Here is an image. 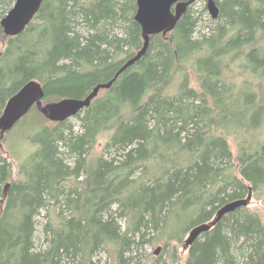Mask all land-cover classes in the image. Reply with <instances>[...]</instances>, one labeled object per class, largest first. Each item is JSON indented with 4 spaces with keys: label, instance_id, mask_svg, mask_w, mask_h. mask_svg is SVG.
Here are the masks:
<instances>
[{
    "label": "trees",
    "instance_id": "obj_1",
    "mask_svg": "<svg viewBox=\"0 0 264 264\" xmlns=\"http://www.w3.org/2000/svg\"><path fill=\"white\" fill-rule=\"evenodd\" d=\"M215 2L212 33L193 37L188 6L167 39L151 36L145 54L74 116L81 133L68 119L42 126L28 136L36 148L16 173L0 155V264H97L101 246L114 264H129L132 236L149 225L163 233L170 219L192 217L169 239L249 187L264 201V0ZM135 10L134 0H43L0 51V115L30 79L56 101L83 98L113 78L142 46ZM104 131L106 153L90 162ZM49 206L47 246L36 250L35 217ZM183 264H264V218L246 207L226 214Z\"/></svg>",
    "mask_w": 264,
    "mask_h": 264
},
{
    "label": "water",
    "instance_id": "obj_2",
    "mask_svg": "<svg viewBox=\"0 0 264 264\" xmlns=\"http://www.w3.org/2000/svg\"><path fill=\"white\" fill-rule=\"evenodd\" d=\"M136 10L134 21L141 28L142 46L133 57L124 62L116 71L113 78L104 83H98L83 98L65 97L56 101L43 103L44 90L37 80L26 81L12 94L3 107L0 115V137L9 131L29 110L35 106L36 110L51 122H63L90 106L101 90L111 87L118 76L128 67L137 62L147 51L150 37L158 34L166 35L171 32L187 7L196 0H134ZM212 19L219 15V8L215 0H203ZM43 0H14L12 8L0 19V27L7 37L20 34L33 19ZM9 183L3 188V196ZM252 199V188H248L245 197L224 203L214 217L204 223L192 227L184 239L183 248H189L203 233L211 230L226 214L241 207H247ZM157 248L154 253L157 254Z\"/></svg>",
    "mask_w": 264,
    "mask_h": 264
},
{
    "label": "rangeland",
    "instance_id": "obj_3",
    "mask_svg": "<svg viewBox=\"0 0 264 264\" xmlns=\"http://www.w3.org/2000/svg\"><path fill=\"white\" fill-rule=\"evenodd\" d=\"M14 0L9 4H0V19L4 17L7 12L12 8ZM205 1L197 0L190 5V13L196 19V27L194 29L193 37H200L205 34L208 35L212 33L215 28V20H213L207 8H205ZM1 28V27H0ZM116 32L121 33V26L119 24L115 25ZM83 33V32H82ZM170 32L163 36V34H158L159 38L167 39ZM7 36L4 35L1 29L0 35V51H3L7 46ZM114 52L113 49H111ZM115 54V53H114ZM123 54L119 56H114L113 61H118L122 58ZM191 85L196 87L195 79L191 78ZM105 93V90H101L96 98H100ZM51 102L49 100H43V103ZM81 113V117H83ZM69 124L72 125L75 132H82V121L76 117H70L68 119ZM55 122H51L44 118L35 107H33L29 112L16 123L9 131L5 132L0 137V155L7 158L12 164L13 172H17L18 165L23 162L36 148L30 139L29 135L35 134L42 126H51ZM262 133H264V122L262 127ZM111 136V131L101 132L95 144L92 146L90 151H88L87 156L90 162L94 161L97 156L101 155L104 151L105 144ZM230 148L232 152H235V146L230 139ZM61 152L65 151L63 148L60 149ZM67 161L72 162V157L67 156ZM135 175H139V171ZM3 187V185H2ZM1 187V189H2ZM3 199L0 197V205ZM1 208V207H0ZM251 212H257L264 218V201L259 193L252 191V199L249 205L246 207ZM51 206L47 209L40 210L39 214L35 217V231H34V245L36 250H43L47 246L46 233L44 232V224L47 220V212H51ZM192 217H184L180 220L179 224L174 218L170 219L168 224L164 228L163 233L156 232L154 228L149 225L145 230V234L137 233L133 237L134 243L132 244L129 251L125 253L127 262L129 264H183L184 259L188 253V248H183L184 239L187 236L188 230H184L177 236H171L169 233L171 229H175L178 224V228L182 227L186 222H188ZM124 218L117 217V223L123 227ZM193 221V220H192ZM191 221L189 222V224ZM170 227V228H169ZM159 249L158 253L155 254L154 251ZM110 247L101 246L100 249L94 254L93 261L97 264H114L115 255L109 253ZM111 252L112 248H111ZM63 264L68 263L67 258H62Z\"/></svg>",
    "mask_w": 264,
    "mask_h": 264
},
{
    "label": "flooded vegetation",
    "instance_id": "obj_4",
    "mask_svg": "<svg viewBox=\"0 0 264 264\" xmlns=\"http://www.w3.org/2000/svg\"><path fill=\"white\" fill-rule=\"evenodd\" d=\"M184 1H186V0H184ZM189 6H190V5H189ZM43 100H44V99H43ZM33 107H35V106H33ZM33 107H32V108H33ZM32 108H31V109H32ZM31 109H30V110H31Z\"/></svg>",
    "mask_w": 264,
    "mask_h": 264
},
{
    "label": "bare ground",
    "instance_id": "obj_5",
    "mask_svg": "<svg viewBox=\"0 0 264 264\" xmlns=\"http://www.w3.org/2000/svg\"><path fill=\"white\" fill-rule=\"evenodd\" d=\"M197 1V0H196ZM195 2V1H194Z\"/></svg>",
    "mask_w": 264,
    "mask_h": 264
}]
</instances>
